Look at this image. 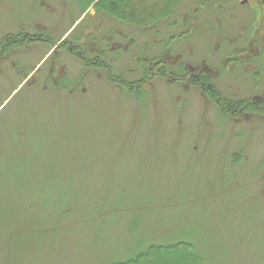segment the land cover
<instances>
[{
    "label": "rangeland",
    "instance_id": "obj_1",
    "mask_svg": "<svg viewBox=\"0 0 264 264\" xmlns=\"http://www.w3.org/2000/svg\"><path fill=\"white\" fill-rule=\"evenodd\" d=\"M82 11L0 0V40L39 39L0 59V159L25 152L28 187L0 195V264H113L176 241L202 264H264V115L224 119L188 79L264 101V0H180L146 29ZM148 57L170 82H140Z\"/></svg>",
    "mask_w": 264,
    "mask_h": 264
},
{
    "label": "trees",
    "instance_id": "obj_2",
    "mask_svg": "<svg viewBox=\"0 0 264 264\" xmlns=\"http://www.w3.org/2000/svg\"><path fill=\"white\" fill-rule=\"evenodd\" d=\"M216 1L224 2V0H199L200 4L204 6L215 4ZM79 2H81L82 12L93 3V7H95L97 11H101L108 18L116 19L131 27L135 26V28L146 29L169 17L175 9H177L180 0H79ZM23 34H25V37H22ZM33 36L34 35L29 36L27 33L22 32L4 35L0 40V59L13 47H21L28 40L31 42L39 40H35ZM71 44L69 45L72 47L70 48L71 53H75L83 64L88 65V67H95L97 63H99L103 65L102 67H104V69H110L108 64L107 67H105L106 63H103V61L96 62V59H98L97 56H94L93 59H88L87 56L82 53L83 48L79 44ZM100 48L99 46V51ZM150 61L152 60H150L149 57L142 60L140 82H149V77L151 82L153 77L158 75H165V80L170 82L171 76L169 74L166 75L168 66L165 64V61L160 57L154 59L153 62ZM183 75V73L180 74V76L179 74H174L173 80H182L184 79ZM193 79L191 81L197 82ZM203 79L204 78L200 79L198 82L200 84L204 83V87L207 86L206 90H209L208 92H210L213 102H215L222 118L236 119L248 112H260V114L264 115V101H232L222 96L215 88L216 86L209 83V80ZM120 81H122L129 90L135 88V86H130L133 82H128L123 78H121ZM56 88L58 90L59 86L55 85V89ZM25 159V152L6 151L2 153L0 159V195H24V193H27V182L21 178L27 172V165L23 163ZM113 264H202V256L190 242L176 241L166 245H149L136 252L135 255L119 260Z\"/></svg>",
    "mask_w": 264,
    "mask_h": 264
},
{
    "label": "flooded vegetation",
    "instance_id": "obj_3",
    "mask_svg": "<svg viewBox=\"0 0 264 264\" xmlns=\"http://www.w3.org/2000/svg\"><path fill=\"white\" fill-rule=\"evenodd\" d=\"M190 71V70H189ZM191 76V77H190ZM189 76V79H190V81L194 78L195 80H197V81H199L200 80V78H208V79H210L208 76H210L209 74H207L206 72H198V73H195V74H192V75H190ZM193 79V80H194Z\"/></svg>",
    "mask_w": 264,
    "mask_h": 264
}]
</instances>
